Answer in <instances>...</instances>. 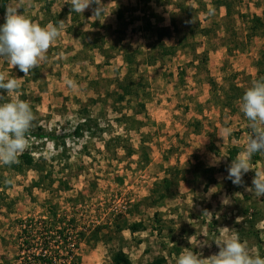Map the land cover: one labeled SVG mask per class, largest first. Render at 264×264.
Instances as JSON below:
<instances>
[{
  "label": "rangeland",
  "instance_id": "374dc122",
  "mask_svg": "<svg viewBox=\"0 0 264 264\" xmlns=\"http://www.w3.org/2000/svg\"><path fill=\"white\" fill-rule=\"evenodd\" d=\"M111 1L101 0L105 10L98 17H92L91 8L73 16L66 0H24L20 7L33 22L63 21L64 29L49 48L47 62L26 76L0 60V72L18 79L19 98L36 115L31 147L24 153L42 167L41 174H17L0 166V264H43L45 243L54 254H65L74 244V257L59 264H108L118 250L133 264L157 258L175 264L185 248L203 258L216 254L214 241L224 236V227L229 235L237 232L250 253L264 258V197L226 179L229 151L237 148L241 154L251 132L239 100L252 81L264 77V63L258 66L264 34L249 30L252 17L264 20V0H151L143 9L160 16L162 26L173 22L179 30L163 43L176 46L177 37L188 38L184 48L153 65L146 60L155 38L141 30L142 5L134 9L138 0L132 5ZM17 4L20 0L5 9ZM118 12L123 13L121 23ZM4 15L0 13V25ZM95 34L104 42L103 51H82L80 37L91 42ZM118 38L142 54L135 78L145 91L130 104H117L112 95L127 72L119 46L109 49ZM210 79L218 86L213 91ZM68 80L77 87L70 88ZM229 85L241 88L239 99L231 107L217 105L213 96L232 98ZM10 100L0 89V103ZM137 101L145 102L144 113L134 115L142 126L119 124L122 114L133 115ZM86 119L82 137H75V127ZM222 128L232 134L220 138ZM115 136L126 140L132 156L120 148L106 150L105 142ZM142 151L147 163L140 162ZM214 157L219 163L212 166ZM253 157V170L243 176L246 186L255 171H264V153ZM195 164L213 171L204 175ZM164 177L172 184L166 197L158 199L155 184ZM40 178V186L32 187ZM209 179L213 184L206 185ZM224 198L229 204L222 203ZM140 221L146 229L134 235L116 231L117 225L125 228L124 222Z\"/></svg>",
  "mask_w": 264,
  "mask_h": 264
},
{
  "label": "clouds",
  "instance_id": "9594fccd",
  "mask_svg": "<svg viewBox=\"0 0 264 264\" xmlns=\"http://www.w3.org/2000/svg\"><path fill=\"white\" fill-rule=\"evenodd\" d=\"M20 4L5 9L4 23L0 25V60L16 67L28 75L34 68L46 63L49 48L61 37L64 23H48L41 26L37 22L20 13ZM71 11L82 14L92 9V17H98L104 12L101 0H66ZM95 5V7H93ZM67 85L75 88L74 81L68 80ZM20 83L17 78H10L0 72V89L10 97V102L0 103V166H11L19 162V156L29 150L30 132L34 127L36 115L29 102L19 98ZM239 111L247 119L251 129L244 151L227 166L226 179L234 185L244 186L245 191L255 197H264V171H255L251 186L244 185L243 176L250 170L251 158L256 153H264V77L252 81L249 88L239 100ZM232 134L230 128H222L220 138ZM219 163L214 157L212 166ZM11 183V181H7ZM222 203L229 204L227 198ZM223 237L214 242L219 251L203 258L202 253L185 248L176 258L175 264H264V258L259 253H250L246 242H242L237 232L228 234L229 228L224 227Z\"/></svg>",
  "mask_w": 264,
  "mask_h": 264
},
{
  "label": "trees",
  "instance_id": "16d2710c",
  "mask_svg": "<svg viewBox=\"0 0 264 264\" xmlns=\"http://www.w3.org/2000/svg\"><path fill=\"white\" fill-rule=\"evenodd\" d=\"M11 1V0H0V13H4L5 12V7L6 4ZM151 0H138V6H140V4L142 5L140 12H142V16L138 19L142 26H141V30L144 34L147 33H151L154 38H155V42H153L150 45L149 48V52L147 53V60L146 62L150 65L155 64L158 60L164 58V57H170L173 56L175 54V52L178 49H182L185 47V43L187 42V36H183V37H177L176 41H177V45L176 46H167L163 43V40L165 38H171L173 34H178L179 35V30L177 29V26L174 25V23L172 22L171 27H166V26H162V22L163 19L160 18V16H158L157 14H149L145 11L144 6L147 7V5H149L151 2ZM155 1V0H154ZM157 4V3H156ZM226 8V16L229 17L230 16V12H229V8L227 6H224ZM136 9V7L134 8ZM65 13H67L65 11ZM75 14V12H74ZM63 15H58V17H61ZM116 18L118 20V22H123V13L122 12H118L116 15ZM154 21V22H153ZM56 22V20H55ZM132 21L128 20V24H132ZM250 32L251 34H254L256 36H261L264 34V20L259 18V17H252V19L250 20ZM128 24H125L126 26ZM93 25V27H96L97 24H91V26ZM99 27V26H98ZM117 32L120 33L119 30H117ZM81 43L83 45V50L82 51H86L87 49L92 51L97 49L98 51H103L104 48V42L102 40L101 37H99L98 34H95L93 36V39L91 40V42H86L85 41V37H80ZM118 44V45H117ZM122 38H118V41L115 42V47H113V44L110 46V50H113L116 48V46H119L120 51L122 52V59L124 64L127 66V72L126 75L123 79L121 80H117L116 81V88L115 91H113V94L115 96V102L117 104H122L124 102L130 104L131 99L135 98L137 99L140 96V92L142 91L144 93L145 89H144V85L142 84V82L139 80H137L135 78V70L137 67V62H138V57L141 56V52L140 50H132L130 48V46H124L122 45ZM121 45V46H120ZM108 60V58H106ZM264 63V51L260 54L259 57V62H258V66L261 67ZM110 83V82H109ZM208 84L211 88V90H215L217 89V84L215 83V81L213 80H208ZM225 88V87H223ZM220 88V89H223ZM227 91L231 92V94L233 93L232 98H229V100L223 99V101H220L216 96H213V98L216 101L217 105H221L222 107H231V105L234 103L233 101H237V99H239L238 96L242 93L241 88H238L234 85H229L227 87ZM227 93V92H226ZM145 95V94H144ZM227 101V102H226ZM116 105V104H114ZM145 110V102L142 101H137L135 104V108H132L131 111L133 112L132 116H127L126 114H122L118 119L117 122L119 124H124V125H130V124H134V125H138V126H142L141 124L142 121H137L135 120L134 115H138V114H143ZM88 120H84L81 124H78L74 131H73V135L75 137H82V133H83V129L84 127L88 126ZM195 125L197 128H199L200 124L199 122L196 120L195 121ZM131 126V125H130ZM133 127V126H131ZM134 128V127H133ZM87 131H89V128H86ZM137 130L139 129L136 128ZM91 131V130H90ZM198 131V130H197ZM198 133V132H196ZM43 135H38V137L42 138ZM126 140L124 138H122L121 136H115L113 138H110L107 142H105V148L107 151H113L116 152L117 149H121L124 151L125 156H132L134 153L132 151V148L127 146V144L125 143ZM63 143V142H62ZM141 148L143 150V145H141ZM238 149L237 148H233L232 150H230L229 155H228V159L229 160H233L237 157L238 155ZM257 154V153H256ZM256 154L255 157H256ZM253 157V158H255ZM140 162L143 163H147L148 162V158L147 155L144 156V151L141 152L140 154ZM7 166V165H6ZM11 171H14L17 174H22L24 173L25 170H34L36 173L41 174L42 172V167L39 166V164L34 160V158L29 154V153H23L22 155L19 156V162L16 164H12L11 166H7ZM195 169H198L200 171H204V175L205 173H210L213 171L212 168L210 169H205V168H199L200 165L199 164H195ZM197 173V170H195ZM0 178H2V176L0 175ZM41 178L39 181L37 182H33V186L32 187H39L40 183H41ZM210 181V179H209ZM172 184V180L168 179L167 177L162 178L161 180H159L155 185H156V189L157 193H158V199H163L164 197H166V195L169 193V189L170 186ZM208 185V184H206ZM0 187H1V182H0ZM0 197L1 199H3V194L0 191ZM54 215V213L52 214ZM51 215V216H52ZM53 217V216H52ZM55 217V215H54ZM54 221V220H52ZM124 227L122 228L120 225L116 226V231L120 232L123 229L127 230L131 235H134L138 232H141L143 230H145V226L143 224L142 221L140 222H133L131 224H126L124 222ZM47 243H45L44 245V249H47ZM164 263V259L163 258H157L154 259L150 264H163ZM43 264H49V260L48 259H44V263ZM108 264H133L130 259L128 258V256L123 252V250H118L115 251L111 254V258H110V262Z\"/></svg>",
  "mask_w": 264,
  "mask_h": 264
},
{
  "label": "built area",
  "instance_id": "2783aa9c",
  "mask_svg": "<svg viewBox=\"0 0 264 264\" xmlns=\"http://www.w3.org/2000/svg\"><path fill=\"white\" fill-rule=\"evenodd\" d=\"M55 241H53L54 243ZM47 245V249H43L44 250V254H43V258L48 259L49 260V264H59V262L63 259L67 260H71L72 257H74V244H72L69 248H65V254H54L52 251L50 252V245ZM61 261L62 263H64V261Z\"/></svg>",
  "mask_w": 264,
  "mask_h": 264
},
{
  "label": "crops",
  "instance_id": "0c3cea01",
  "mask_svg": "<svg viewBox=\"0 0 264 264\" xmlns=\"http://www.w3.org/2000/svg\"><path fill=\"white\" fill-rule=\"evenodd\" d=\"M12 1H14V0L9 1V2L6 4V6H7L10 2H12ZM110 1H111V0H110ZM111 2H113V1H111ZM113 3H115V2H113ZM128 3L132 5L134 2H133V0H123L122 2H119L117 5H120V4L127 5ZM134 5H135V7H137V5H138V1H136V3H134ZM87 12H88V11H87ZM83 13H86V10H85ZM76 14H79V13H76ZM73 16H75V14H74ZM72 19H73V18H72ZM90 26H91V25H90ZM91 28H92V30H93V27H91ZM90 30H91V29H90ZM214 183H216V182H214ZM206 184L211 185V184H213V182L211 183V180H210V181L207 180Z\"/></svg>",
  "mask_w": 264,
  "mask_h": 264
}]
</instances>
